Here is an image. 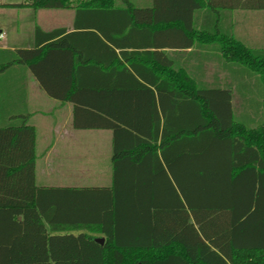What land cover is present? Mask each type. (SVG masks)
Here are the masks:
<instances>
[{"label":"trees","instance_id":"16d2710c","mask_svg":"<svg viewBox=\"0 0 264 264\" xmlns=\"http://www.w3.org/2000/svg\"><path fill=\"white\" fill-rule=\"evenodd\" d=\"M157 2L14 5L74 9L72 32L37 27L32 49L0 50V75L27 67L48 97L73 105L74 129L111 131L112 181L37 187L35 129L25 114L0 121V264H264V122L241 123L203 68L198 81L150 51L156 33L176 30L264 85V50L226 18L264 0H191L190 18L163 19Z\"/></svg>","mask_w":264,"mask_h":264},{"label":"crops","instance_id":"0c3cea01","mask_svg":"<svg viewBox=\"0 0 264 264\" xmlns=\"http://www.w3.org/2000/svg\"><path fill=\"white\" fill-rule=\"evenodd\" d=\"M137 7H152L153 0H130ZM8 3L4 9H12L18 16L16 24L0 23L3 38L0 50L32 49L35 45V28L43 32L65 29L74 30V9H39ZM159 18H190L193 9L191 0H159L156 3ZM33 15L31 14V12ZM28 14L32 18L28 20ZM44 18L43 21L38 19ZM27 18V19H26ZM228 30L246 46L264 50V10H236L226 13ZM6 25V26H5ZM1 27L4 29L2 30ZM177 35L178 42L167 39ZM154 46L150 51L165 66L186 68L193 77L201 76L211 88L228 90L233 96L234 113L237 119L250 127L264 122V85L259 76L249 73L241 65L232 62L221 52H204L190 45L188 40L176 30L158 32L154 35ZM84 48V46H81ZM86 51L89 50L85 46ZM118 54V50H116ZM106 55V54H105ZM63 61L67 62V58ZM213 74L205 78V68ZM109 79V78H108ZM0 100L2 115L0 121L7 122L14 115H26V122L35 129V179L37 170L36 147H41V157L45 162L53 160V170H62L65 164L67 178L83 179L89 171V163L106 164L105 172L111 171L110 183L93 187H109L112 181V132L109 130H77L73 127V105L51 99L25 66H13L0 75ZM13 121V119H11ZM92 158V159H91ZM36 184V183H35ZM37 186V185H36ZM49 188H90L89 186H37ZM100 237V236H99Z\"/></svg>","mask_w":264,"mask_h":264},{"label":"rangeland","instance_id":"374dc122","mask_svg":"<svg viewBox=\"0 0 264 264\" xmlns=\"http://www.w3.org/2000/svg\"><path fill=\"white\" fill-rule=\"evenodd\" d=\"M21 0H0V23L3 22V24H10L15 25L16 21L18 20V16L16 15L15 11L12 9H4L6 6L5 4L8 3H17ZM33 15L32 11H30ZM32 15L28 14V20L34 19L32 18ZM38 18V17H37ZM45 17L41 18L39 17L40 21H43ZM27 19V18H26ZM6 26V25H5ZM2 30H4L1 27ZM177 35H171L167 39L171 42H178ZM4 43L0 41V44ZM211 74H213V70L208 66L205 68V78L207 80L210 79ZM36 157H37V170H36V179L35 183L37 186H101L106 185L110 183V175L111 171H108V173L105 172V167L110 166L109 162L106 164H93L90 162L89 165V171L87 173L86 178L83 179H75V178H67V173L65 171L64 163L62 165V170L54 169L53 170V160L50 158L48 162H45L43 160V157H41V147H36ZM92 159V158H91Z\"/></svg>","mask_w":264,"mask_h":264},{"label":"water","instance_id":"95a60500","mask_svg":"<svg viewBox=\"0 0 264 264\" xmlns=\"http://www.w3.org/2000/svg\"><path fill=\"white\" fill-rule=\"evenodd\" d=\"M95 242L100 244V245H103L104 239L103 238H95Z\"/></svg>","mask_w":264,"mask_h":264},{"label":"built area","instance_id":"2783aa9c","mask_svg":"<svg viewBox=\"0 0 264 264\" xmlns=\"http://www.w3.org/2000/svg\"><path fill=\"white\" fill-rule=\"evenodd\" d=\"M2 38H3V33L0 32V39H2Z\"/></svg>","mask_w":264,"mask_h":264}]
</instances>
